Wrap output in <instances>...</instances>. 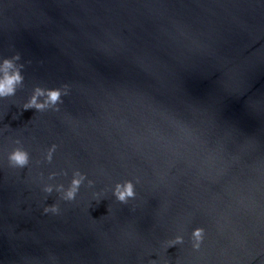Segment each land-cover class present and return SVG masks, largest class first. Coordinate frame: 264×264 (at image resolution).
<instances>
[{
    "label": "water",
    "instance_id": "95a60500",
    "mask_svg": "<svg viewBox=\"0 0 264 264\" xmlns=\"http://www.w3.org/2000/svg\"><path fill=\"white\" fill-rule=\"evenodd\" d=\"M25 152L0 174V264H264V0L205 14Z\"/></svg>",
    "mask_w": 264,
    "mask_h": 264
},
{
    "label": "clouds",
    "instance_id": "9594fccd",
    "mask_svg": "<svg viewBox=\"0 0 264 264\" xmlns=\"http://www.w3.org/2000/svg\"><path fill=\"white\" fill-rule=\"evenodd\" d=\"M12 66V62L8 59L2 61V68H0V97L5 95H10L14 92V85L18 83L21 79L18 71L9 73L8 69ZM47 98L48 102L55 104L61 98V92L59 89H49L47 90ZM28 107H36L42 108L44 105L42 103H37L35 97H33L28 104L25 106ZM9 160L13 163L23 167L28 163V154L22 149H15L12 153L9 154ZM80 180L77 178H73L72 186L66 192V198L71 200L75 198V193L79 187ZM120 191L116 193L117 199L124 201L125 199L134 195L132 192V185L130 182H126L125 185H118ZM51 189H48L50 191ZM126 190V191H125ZM44 211L47 213L49 211L56 212V206L50 205L46 206ZM194 235L197 239L200 238L203 229H194ZM179 240V238H177Z\"/></svg>",
    "mask_w": 264,
    "mask_h": 264
}]
</instances>
